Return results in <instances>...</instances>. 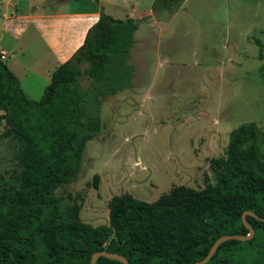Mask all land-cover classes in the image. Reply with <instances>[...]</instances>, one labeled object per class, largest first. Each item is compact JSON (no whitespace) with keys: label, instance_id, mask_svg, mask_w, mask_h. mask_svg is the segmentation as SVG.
Masks as SVG:
<instances>
[{"label":"trees","instance_id":"16d2710c","mask_svg":"<svg viewBox=\"0 0 264 264\" xmlns=\"http://www.w3.org/2000/svg\"><path fill=\"white\" fill-rule=\"evenodd\" d=\"M182 1L153 0L151 11L173 13ZM136 28L134 19L100 10L36 100L25 96L0 58V135L17 142L19 165L14 182H0V264H89L99 250L129 264H189L219 236L245 235L242 212L264 217V131L253 121L229 132L224 153L209 159L212 181L201 188L174 185L149 202L128 192L113 195L107 221L95 226L80 218L79 203L55 195L74 180L85 143L101 127L102 99L131 87ZM255 44L260 60L262 46ZM82 73L85 87L79 85ZM245 221L252 236L219 243L203 264H264V222L249 214ZM94 264L122 263L98 256Z\"/></svg>","mask_w":264,"mask_h":264},{"label":"rangeland","instance_id":"374dc122","mask_svg":"<svg viewBox=\"0 0 264 264\" xmlns=\"http://www.w3.org/2000/svg\"><path fill=\"white\" fill-rule=\"evenodd\" d=\"M152 13L133 32L131 87L102 99L101 127L85 143L76 177L54 191L79 203L93 226L107 221L113 195L149 202L174 185L203 187L212 181L209 159L224 153L232 129L253 121L264 131V0H183L173 13ZM15 72L25 96L38 99L46 71ZM78 80L87 85L83 73ZM16 147L0 135L4 184L19 172Z\"/></svg>","mask_w":264,"mask_h":264},{"label":"crops","instance_id":"0c3cea01","mask_svg":"<svg viewBox=\"0 0 264 264\" xmlns=\"http://www.w3.org/2000/svg\"><path fill=\"white\" fill-rule=\"evenodd\" d=\"M152 1L145 0L144 7L143 0H0V58L20 86L15 71H46L49 80L82 43L100 10L138 24L153 16Z\"/></svg>","mask_w":264,"mask_h":264},{"label":"water","instance_id":"95a60500","mask_svg":"<svg viewBox=\"0 0 264 264\" xmlns=\"http://www.w3.org/2000/svg\"><path fill=\"white\" fill-rule=\"evenodd\" d=\"M245 214L252 215L256 219L264 222V217H258L257 215H255V214H253V213H251L249 211L242 212L241 221H242L244 227L247 229V233L245 235L232 234V235H221V236H219L218 238H216L213 241V243L209 247L207 253L204 255V257L202 259L194 261V262H191L189 264H203V263H205L210 258V256L214 253V251L216 250V247L218 246V244L223 242V241H225V240L234 239V240H237V241H244V240L249 239L252 236V234H253V230L246 223ZM98 256H103V257H106L108 259H115V260L120 261L122 264H129L127 262V260L124 257H122L121 255H118V254H115V253H112V252H108V251H105V250H99V251L93 252L91 254V256H90L89 264H94V261H95V259Z\"/></svg>","mask_w":264,"mask_h":264}]
</instances>
